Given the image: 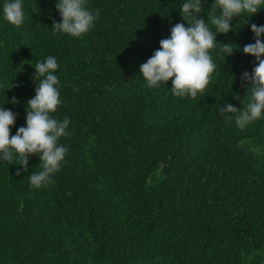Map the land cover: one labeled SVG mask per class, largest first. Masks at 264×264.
I'll return each mask as SVG.
<instances>
[{
  "label": "trees",
  "instance_id": "trees-1",
  "mask_svg": "<svg viewBox=\"0 0 264 264\" xmlns=\"http://www.w3.org/2000/svg\"><path fill=\"white\" fill-rule=\"evenodd\" d=\"M5 2L0 107L18 114L10 133L26 124L36 63L53 56L61 103L51 115L70 120V135L59 139L69 151L50 186L30 183L39 157L19 176L15 156L0 160V264H264V118L240 128L238 113L218 114L251 94L241 76L255 58L242 49L264 9L217 34L216 68L193 99L173 95L171 79L146 87L140 73L171 27L188 26L187 0H87L99 15L80 38L52 28L57 0H22L19 27ZM213 3L202 0L198 18L218 16ZM222 44L239 50L227 56Z\"/></svg>",
  "mask_w": 264,
  "mask_h": 264
},
{
  "label": "clouds",
  "instance_id": "clouds-1",
  "mask_svg": "<svg viewBox=\"0 0 264 264\" xmlns=\"http://www.w3.org/2000/svg\"><path fill=\"white\" fill-rule=\"evenodd\" d=\"M55 7L61 21L57 23L54 20L52 28L74 38L82 37L94 27L99 15V9L95 15L88 10L87 0H57ZM216 9L220 14L208 16L206 23L203 18H198L203 11L202 0H187L182 4L181 16L188 26L176 23L171 27L170 36L162 39L159 49L140 66L146 87H160L171 79L173 95L195 99L198 93L204 92L216 68L209 50L215 47L217 34L230 32L232 20L241 14L248 13L252 17L264 9V0H214L210 11ZM3 13L10 24L21 26L25 19L22 0H6ZM209 22L215 26V32L209 28ZM251 31L255 42L246 44L242 52L255 58V66L251 72L245 71L241 76L242 86L247 84V91L251 94L243 99L239 95L234 96L240 101L241 108L226 103L218 109V114L225 120L233 119L228 114L238 113L234 119L240 128L264 118V25L253 23ZM222 45L227 56L232 55L234 49L239 50L238 45ZM34 68L35 95L26 102V124L19 127L15 135H11L10 129L15 126L18 114L0 107V160L12 163L15 156L20 166L16 172L19 176L22 172H29L28 163L32 156L39 157L41 171L30 175L31 185L39 189L53 184V174L62 167L69 149L59 144V139L70 135L66 131L70 120L67 117L58 120L51 115L61 103L59 79L54 74L58 69L56 58L48 56L43 62H37ZM10 103H18L17 98L13 97Z\"/></svg>",
  "mask_w": 264,
  "mask_h": 264
}]
</instances>
